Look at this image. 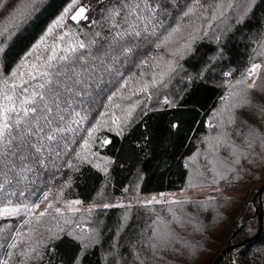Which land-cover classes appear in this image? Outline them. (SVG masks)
<instances>
[{
    "label": "snow or ice",
    "instance_id": "snow-or-ice-1",
    "mask_svg": "<svg viewBox=\"0 0 264 264\" xmlns=\"http://www.w3.org/2000/svg\"><path fill=\"white\" fill-rule=\"evenodd\" d=\"M41 2L21 0L8 24L21 27ZM4 3L0 0V6ZM261 5L264 0L259 4L257 0H70L15 68L0 71V220L24 217L19 228L8 224L0 227V249H5L0 264L43 261L45 250L50 256L55 251L50 245L65 236L79 245L73 264H82L81 253L100 244L99 232L85 218L91 217L97 207L125 208L117 235L127 227L131 203H93L82 211L79 199L54 206L63 198L62 189L52 200L51 191H44L38 203L26 202V189L41 171L50 168L79 172L82 166L90 165L107 176L112 161L94 148L112 141L98 133L108 131L122 136L134 122L137 109L144 105L142 111L147 114V104L168 87L182 70L181 62L196 54L200 42L209 39L220 44L223 32L233 24L240 29L249 13ZM93 11L96 17L89 15ZM230 18L233 24H227ZM68 21L74 23L75 30ZM82 21L87 22L89 32L80 33ZM5 33L11 35L8 25L0 30V37ZM54 33L55 41L49 44L48 38ZM258 55L264 56V38L259 42ZM0 57L8 58L4 46H0ZM261 71L264 62L252 63L241 79L229 84L220 108L212 114L216 123H208L209 130L216 131L203 141L207 146L205 171L197 169L189 178L188 188L204 187L208 180L205 172L211 173L209 186L229 181L230 174L237 173L241 158H247L248 149L257 141L264 149V133L249 128L244 144L238 145L232 131L236 111L249 107L250 92L264 83ZM188 82L194 83L193 78L189 77ZM162 102L176 107L167 96ZM94 111L96 116L92 115ZM221 148L227 149L226 157L220 156ZM199 155L190 158V164H195ZM235 179H239L238 174ZM70 185L69 178L63 187ZM190 202L163 193L150 200H138L137 204L145 208L164 206L162 210L171 217L167 219L153 209L148 225L151 232L142 241L144 246L155 252L172 244L176 239L172 225L183 226V206ZM41 204L45 207L37 215ZM201 206L205 205L201 202ZM112 264L119 261L113 260Z\"/></svg>",
    "mask_w": 264,
    "mask_h": 264
},
{
    "label": "trees",
    "instance_id": "trees-1",
    "mask_svg": "<svg viewBox=\"0 0 264 264\" xmlns=\"http://www.w3.org/2000/svg\"><path fill=\"white\" fill-rule=\"evenodd\" d=\"M69 2L42 0L29 21L13 28L8 24V18L21 0H5L0 6V30L8 25L11 35L5 33L0 37V46L8 52L7 59L0 57V71L9 66L15 68ZM82 3H94V0H82ZM89 15L96 17L97 13L93 11ZM246 20L247 23L237 29L230 18L227 24L233 26L222 33L220 44L209 39L200 42L196 54L181 62L182 70L168 87L160 90L147 104V114L142 111L144 105L137 109L134 122L122 136L108 131L98 133L112 141L105 147L94 148L112 161L107 176L90 165L82 166L79 172L67 168L57 172L50 168L41 171L36 182L26 189V202L38 203L46 190L52 193L49 200L62 189V200L79 199L87 206L98 196H124L136 192L155 194L188 188L189 178L195 174L191 170L205 171L207 146L203 141L216 131L209 130L208 123H216L212 114L220 108L229 84L241 79L250 64L264 62V56L258 55L259 42L264 38V5L256 7ZM86 23L82 21L78 26L80 33L90 31L85 27ZM68 25L75 30L72 21H68ZM225 27L227 25H221V28ZM56 35L48 38L49 44L55 41ZM261 76L264 77V71ZM189 77L194 83L188 82ZM165 96L174 101L176 107L163 104ZM249 99V107L236 111V125L232 131L238 145L244 144L249 128L264 133V83H259L250 92ZM92 115L96 116V112ZM173 124L177 127L173 128ZM247 152V158H241V164L236 166L237 173L230 174V180L221 181L219 186L237 181L258 185L259 190L253 193L249 202L221 197L189 200L191 202L183 206L181 213L185 221L183 226L172 225L176 239L155 252L142 241L151 232L148 225L154 216L153 209L171 219L166 210H162L164 206H133L128 210V226L118 235L126 209L94 211L91 217L85 218L90 219V227L99 232L100 244L86 254L81 253L84 256L82 264H112L113 260L119 264H213L218 255L230 247L235 248L226 256L229 264H235L234 259L236 264H264V149L257 141ZM197 153H200L197 162L190 164V158ZM220 156H227L226 148H221ZM186 164L190 166L185 167ZM237 174L238 180L235 179ZM205 175L208 177L205 186H209L211 173L205 172ZM69 178L71 185L63 187ZM126 188L127 192L124 191ZM201 202L205 206L202 207ZM23 219L0 220V227L8 224L19 228ZM50 246L55 251L49 256L45 250L44 260L32 264H73L80 250L79 245L67 236ZM4 252L5 249H0V259L4 258Z\"/></svg>",
    "mask_w": 264,
    "mask_h": 264
},
{
    "label": "rangeland",
    "instance_id": "rangeland-1",
    "mask_svg": "<svg viewBox=\"0 0 264 264\" xmlns=\"http://www.w3.org/2000/svg\"><path fill=\"white\" fill-rule=\"evenodd\" d=\"M255 77H253L254 79ZM252 81L249 80L248 83H251ZM109 166V165H108ZM196 168H193L191 172L195 173ZM258 189V185L250 184V183H244L241 181L237 182H229L228 184L224 186H204V187H196V188H186L184 190L179 191H171V192H164L163 194H175L177 199L181 200H195V199H205L210 197H221V198H236L241 199L244 203H247L250 201L251 197L253 196V193H255ZM162 193H155V194H140L139 192L136 193H130L125 194L124 196H98L95 198L90 204L87 206L81 205L82 211H86L87 207L91 204H96L97 206L102 205L104 203L109 204H117V203H123L125 205L131 203L133 206H140L137 204V201H143V200H150L152 196L159 197ZM165 198L167 199L168 196L165 195ZM70 200V199H68ZM64 200H61L60 203L55 204V207H61ZM47 202H45L46 204ZM45 204H41V208L37 210V215L39 214V211L43 210L45 207ZM97 210H104L103 208L97 207L94 211ZM51 211V210H50ZM23 217V216H21ZM234 263L236 264L237 261L234 259ZM220 264H229L228 258H224L222 263ZM242 264V263H239Z\"/></svg>",
    "mask_w": 264,
    "mask_h": 264
},
{
    "label": "water",
    "instance_id": "water-1",
    "mask_svg": "<svg viewBox=\"0 0 264 264\" xmlns=\"http://www.w3.org/2000/svg\"><path fill=\"white\" fill-rule=\"evenodd\" d=\"M261 219H262V216H261ZM235 247H230V248H227V249H224L219 255L218 257L216 258V260L214 261L213 264H220L222 263V261L224 260V258H226L227 254L229 251L233 250Z\"/></svg>",
    "mask_w": 264,
    "mask_h": 264
},
{
    "label": "built area",
    "instance_id": "built-area-1",
    "mask_svg": "<svg viewBox=\"0 0 264 264\" xmlns=\"http://www.w3.org/2000/svg\"><path fill=\"white\" fill-rule=\"evenodd\" d=\"M250 66H251V64H250ZM250 66H249V67H250Z\"/></svg>",
    "mask_w": 264,
    "mask_h": 264
}]
</instances>
